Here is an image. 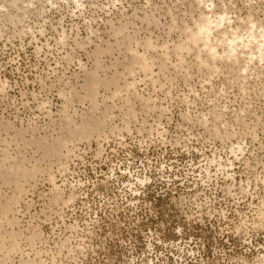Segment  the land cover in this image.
<instances>
[{"label": "rangeland", "instance_id": "1", "mask_svg": "<svg viewBox=\"0 0 264 264\" xmlns=\"http://www.w3.org/2000/svg\"><path fill=\"white\" fill-rule=\"evenodd\" d=\"M0 264H264V0H0Z\"/></svg>", "mask_w": 264, "mask_h": 264}]
</instances>
